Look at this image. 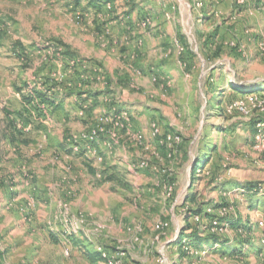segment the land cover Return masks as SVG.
<instances>
[{
  "label": "rangeland",
  "instance_id": "1",
  "mask_svg": "<svg viewBox=\"0 0 264 264\" xmlns=\"http://www.w3.org/2000/svg\"><path fill=\"white\" fill-rule=\"evenodd\" d=\"M78 1L0 0V117L31 139L0 147V264H107L95 251L124 253L118 264H264V241L244 248L232 229L251 222L264 239V0ZM209 37L215 60L202 52ZM27 85L55 103L27 102ZM115 110L149 147L121 136L96 161L83 135ZM153 123L181 135L173 151ZM142 159L159 169H136ZM217 203L202 224L228 243L182 258L189 210Z\"/></svg>",
  "mask_w": 264,
  "mask_h": 264
},
{
  "label": "trees",
  "instance_id": "2",
  "mask_svg": "<svg viewBox=\"0 0 264 264\" xmlns=\"http://www.w3.org/2000/svg\"><path fill=\"white\" fill-rule=\"evenodd\" d=\"M77 3H79L78 0H76ZM91 5H95L98 7L97 4H100V1L98 0H91ZM213 38L209 37L207 41L203 45L202 52L203 54L212 59L215 60L217 57L221 55L222 52V47L218 46L215 47L217 48L215 51H211L209 49L210 45L214 46L213 43ZM212 43V44H210ZM214 68H219L218 66ZM27 89H29V94H24L23 98L27 102H31L32 99L34 98H39L41 99L44 103L47 104H54V98L48 95V93L43 92V91H37L33 87H28L26 86ZM232 90L234 92H240V93H247L248 91L246 89H239L236 87V85L231 86ZM41 90V89H40ZM253 92V91H252ZM91 96L88 98H91L92 96L96 97V94L98 93L97 91H90L89 92ZM76 93L70 92L68 93L67 96H74ZM222 102L218 101V104L220 105ZM222 109V108H220ZM258 122H264V118L257 119ZM31 142V139L27 137L23 131H21L17 123L10 118L9 113H7V117H0V147L2 148L3 144H12L15 145L17 143H22L24 145H29ZM216 150V148H215ZM71 152V150L69 149ZM210 160V157L206 155V160L201 161L197 160L195 165H194V171L198 173V170H200L206 163H208ZM200 177V176H199ZM197 177V178H199ZM249 190L256 191L258 190L255 188V185H247L246 186ZM190 201L195 202L196 200V194H192L191 198H189ZM222 207L221 203L214 204L212 212L208 213L205 211L204 206L202 204L197 205L196 207H192L189 211L191 213L187 214L186 217L184 218V225L181 227L179 235L177 239L174 241L178 246L181 248L180 255L182 258H187L189 256V250L190 249H198L200 246H203L204 244H209L211 242H221L223 245L228 243L229 238L224 239L222 236L218 235L217 233L213 232L210 225L205 226V224H202V220L204 218L208 219L209 222L212 221V219L216 220L215 218H218L217 215V210ZM227 219V218H226ZM224 220H221L223 222ZM209 224H212L209 223ZM252 223L250 222L247 225H244V223H241L240 221H236L232 223V229H241L243 231V235L240 233V237H238V243L241 244L244 248H253L255 246V243L257 242H263L264 239L256 237V235H253V233L256 231L255 227L251 225ZM220 225V224H219ZM223 226V225H220ZM192 231L191 235H186L187 231ZM52 239L54 242L58 243L60 242L59 238L57 235L54 233H51ZM90 259H92L94 262H106V258L103 256L101 251H95V253H90L89 256Z\"/></svg>",
  "mask_w": 264,
  "mask_h": 264
},
{
  "label": "built area",
  "instance_id": "3",
  "mask_svg": "<svg viewBox=\"0 0 264 264\" xmlns=\"http://www.w3.org/2000/svg\"><path fill=\"white\" fill-rule=\"evenodd\" d=\"M79 18V17H78ZM150 23V19L146 18L143 21V25L146 26ZM154 79L156 80L157 77L155 76ZM112 111L109 115L105 116L102 119V123L98 124L94 128L90 130L89 135L84 134L83 140L85 142H88L89 144L86 145V148L84 149L86 151V155L92 156L97 161L103 160V155L99 152L98 148L96 147V143L99 142V138L103 135L107 134V138L114 141L118 137H120V133H123L126 135V137L132 138L136 140V142L140 143L141 145H145V148L148 149L149 142L145 141V137L142 133L134 132L129 128V125H127L124 120H126V117L124 115V112L121 110H115V112ZM126 131V132H125ZM258 133L259 136L262 137V141L264 142V122H258ZM151 137L156 139L159 144L162 146L171 148L173 151V148L175 145L181 140V135L179 134H162L161 129L157 123H153L151 127ZM108 145H111L110 141L107 143ZM80 144L77 143L76 146H74L75 150H79ZM260 144H257V147H259ZM136 166V169H149V170H155L157 171L159 169V166L156 163H151L150 161L146 159H142L138 165ZM167 224L166 223H157L156 227L159 231L163 230ZM192 250V249H190ZM103 256L106 258L107 264H118L119 262V255H123L124 253H118L117 256L108 255L106 252L101 251Z\"/></svg>",
  "mask_w": 264,
  "mask_h": 264
},
{
  "label": "crops",
  "instance_id": "4",
  "mask_svg": "<svg viewBox=\"0 0 264 264\" xmlns=\"http://www.w3.org/2000/svg\"><path fill=\"white\" fill-rule=\"evenodd\" d=\"M160 60H159V57H157V56H155V58H154V63H158ZM158 70V69H157ZM18 89H22V88H18ZM91 90H86L85 91V96H87V97H89V96H91V94L89 93ZM70 93V92H69ZM68 95V93H66V95H65V98H66V100H68V99H70V98H72V97H74V96H67ZM107 97H105L104 99H106ZM95 96L93 97H91L90 98V101H93V102H96L95 100ZM110 100V99H109ZM112 108H114V107H112ZM112 108H110L109 109V111L112 109ZM123 108H125V107H123ZM104 110V109H103ZM120 135L121 136H123L124 138H126L125 136L126 135H124L123 133H120ZM121 136H120V138H121ZM107 141L109 142L110 141V143H111V145H108V144H106L107 143ZM115 143H117V141L116 140H114V141H112V140H110L109 138H106V140L104 139V141H101L100 143H98L99 144V147H101L102 149V151L100 152L102 155H103V160L101 161V162H103L104 160H106L105 159V157H104V154H106V153H111V151H112V149H113V145L115 144ZM4 145V144H3ZM2 145V146H3ZM96 147H97V144H96ZM98 147V148H99ZM100 149V148H99ZM98 149V150H99ZM88 156V155H87ZM90 158V157H89ZM97 161V160H96ZM100 162V161H99ZM142 170V169H141Z\"/></svg>",
  "mask_w": 264,
  "mask_h": 264
}]
</instances>
